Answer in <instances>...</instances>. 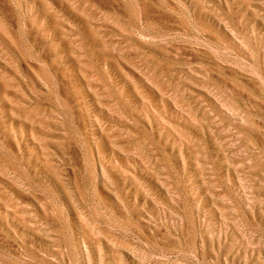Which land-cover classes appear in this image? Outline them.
<instances>
[{"label": "rangeland", "instance_id": "obj_1", "mask_svg": "<svg viewBox=\"0 0 264 264\" xmlns=\"http://www.w3.org/2000/svg\"><path fill=\"white\" fill-rule=\"evenodd\" d=\"M0 264H264V0H0Z\"/></svg>", "mask_w": 264, "mask_h": 264}]
</instances>
